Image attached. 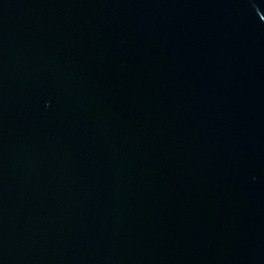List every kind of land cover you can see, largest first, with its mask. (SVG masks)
Returning <instances> with one entry per match:
<instances>
[{
	"label": "water",
	"instance_id": "water-1",
	"mask_svg": "<svg viewBox=\"0 0 264 264\" xmlns=\"http://www.w3.org/2000/svg\"><path fill=\"white\" fill-rule=\"evenodd\" d=\"M0 264H264V0H0Z\"/></svg>",
	"mask_w": 264,
	"mask_h": 264
}]
</instances>
